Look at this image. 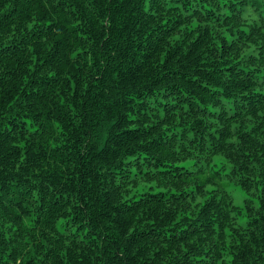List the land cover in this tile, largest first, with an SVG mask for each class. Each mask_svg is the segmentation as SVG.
<instances>
[{
    "label": "trees",
    "instance_id": "obj_1",
    "mask_svg": "<svg viewBox=\"0 0 264 264\" xmlns=\"http://www.w3.org/2000/svg\"><path fill=\"white\" fill-rule=\"evenodd\" d=\"M261 7L0 0V264H264Z\"/></svg>",
    "mask_w": 264,
    "mask_h": 264
},
{
    "label": "clouds",
    "instance_id": "obj_2",
    "mask_svg": "<svg viewBox=\"0 0 264 264\" xmlns=\"http://www.w3.org/2000/svg\"><path fill=\"white\" fill-rule=\"evenodd\" d=\"M261 3H262L261 14H264V0H261ZM252 20L256 21L257 25L259 24V17H253ZM251 23H252V21H249V24H251ZM32 27H33V25H28L29 30H31ZM194 27H195V25H194ZM243 30L245 32H247L248 31V28L245 27ZM176 39L179 40L180 37H176ZM251 51H255V48H252ZM248 54H250V52H246V55H248ZM141 191H143V189H141ZM63 223L64 222L62 221L61 224H63Z\"/></svg>",
    "mask_w": 264,
    "mask_h": 264
},
{
    "label": "rangeland",
    "instance_id": "obj_3",
    "mask_svg": "<svg viewBox=\"0 0 264 264\" xmlns=\"http://www.w3.org/2000/svg\"><path fill=\"white\" fill-rule=\"evenodd\" d=\"M217 163L220 165V164H222V161L218 160ZM233 194H234V196L236 198V202L238 204L241 203L246 198V195L237 188L235 189V191H233Z\"/></svg>",
    "mask_w": 264,
    "mask_h": 264
}]
</instances>
